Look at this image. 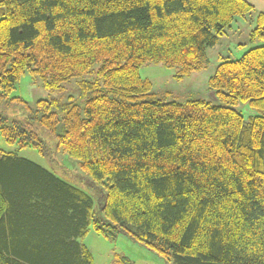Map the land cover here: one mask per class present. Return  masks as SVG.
Returning <instances> with one entry per match:
<instances>
[{
  "label": "trees",
  "instance_id": "16d2710c",
  "mask_svg": "<svg viewBox=\"0 0 264 264\" xmlns=\"http://www.w3.org/2000/svg\"><path fill=\"white\" fill-rule=\"evenodd\" d=\"M246 15L258 45L217 53L219 105L156 99L144 64L201 71ZM263 40L245 0H0V136L80 171L75 184L0 151V264H93L90 229L172 264H264ZM26 73L51 92L94 77L30 105L10 95Z\"/></svg>",
  "mask_w": 264,
  "mask_h": 264
},
{
  "label": "rangeland",
  "instance_id": "374dc122",
  "mask_svg": "<svg viewBox=\"0 0 264 264\" xmlns=\"http://www.w3.org/2000/svg\"><path fill=\"white\" fill-rule=\"evenodd\" d=\"M253 27L254 19H252V16L246 15L245 17H238L233 23L232 29L227 31V37L223 36L218 45L207 49L209 60L207 66L201 71L193 72L187 77L177 79L175 77L177 68L166 66L162 63L144 64L140 68L139 73L141 77L147 78L152 83V93L156 99L164 102H185L189 99H203L213 105H219L220 103L215 92L207 84L209 77L213 74L215 66L218 63L217 53L222 49H228L236 57H239L249 47L258 45L257 43L252 44L249 41L250 32ZM261 43H264V40ZM97 67L98 65H95L94 69ZM93 77L94 74H86L83 77L72 79L65 83L62 91L51 92L45 89L39 80H33L26 73L22 75L10 95L22 97L30 105L35 104L38 99L61 98L67 100L69 96L77 97L78 81L92 79ZM235 109L246 119L258 114L255 109L249 107L247 102H240ZM13 110V108H8V110H5V113L13 116L15 113ZM0 151L4 153L10 152L17 157L29 159L36 164L49 168L59 175L76 180L77 183L80 180V171L76 166L72 167L68 162H74L75 160L68 159L65 154L57 153L51 157L52 161L49 162L36 150L30 147L19 148L17 144L7 143L1 136ZM81 242L90 251L93 264H113V258L116 254L128 257L134 264H172L123 235L118 236L115 240H110L90 229L81 239Z\"/></svg>",
  "mask_w": 264,
  "mask_h": 264
},
{
  "label": "crops",
  "instance_id": "0c3cea01",
  "mask_svg": "<svg viewBox=\"0 0 264 264\" xmlns=\"http://www.w3.org/2000/svg\"><path fill=\"white\" fill-rule=\"evenodd\" d=\"M245 1H247L249 4H251V5L255 8V10H256L257 12H261V13L264 14V0H245ZM252 17H254V16H252ZM228 55L236 56V55H234L233 52H230V54H228ZM42 167H43V166H42ZM44 168H45V167H44ZM46 169L50 170L49 168H46ZM53 172H54V171H53ZM54 173H55V172H54ZM55 174H57V173H55ZM57 175L60 176L59 174H57ZM60 177L66 179L67 181H69V182H71V183L78 184L76 180L69 179V178L64 177V176H62V175H61Z\"/></svg>",
  "mask_w": 264,
  "mask_h": 264
}]
</instances>
